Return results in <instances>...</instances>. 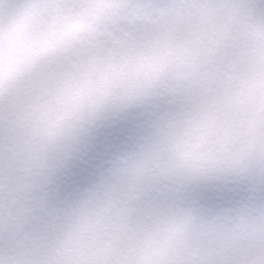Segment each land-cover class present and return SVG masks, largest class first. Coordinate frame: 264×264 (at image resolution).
<instances>
[{
	"label": "snow or ice",
	"instance_id": "snow-or-ice-1",
	"mask_svg": "<svg viewBox=\"0 0 264 264\" xmlns=\"http://www.w3.org/2000/svg\"><path fill=\"white\" fill-rule=\"evenodd\" d=\"M0 264H264V0H0Z\"/></svg>",
	"mask_w": 264,
	"mask_h": 264
}]
</instances>
